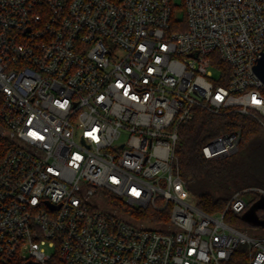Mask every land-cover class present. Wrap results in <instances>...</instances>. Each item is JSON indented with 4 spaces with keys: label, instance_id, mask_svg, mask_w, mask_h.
I'll return each mask as SVG.
<instances>
[{
    "label": "built area",
    "instance_id": "built-area-1",
    "mask_svg": "<svg viewBox=\"0 0 264 264\" xmlns=\"http://www.w3.org/2000/svg\"><path fill=\"white\" fill-rule=\"evenodd\" d=\"M183 9L0 0V264H229L238 249L264 264V226L225 218L264 187L206 212L176 154L197 107L264 126L254 71L264 0H183ZM240 141V130L226 131L203 153L224 158ZM144 212L166 214V227L128 219Z\"/></svg>",
    "mask_w": 264,
    "mask_h": 264
},
{
    "label": "trees",
    "instance_id": "trees-1",
    "mask_svg": "<svg viewBox=\"0 0 264 264\" xmlns=\"http://www.w3.org/2000/svg\"><path fill=\"white\" fill-rule=\"evenodd\" d=\"M237 130L241 131V141L236 153L219 159L204 155L203 146L211 138ZM176 154L178 167L195 203L206 212L224 211L230 197L238 190L264 187V126L252 115L235 109L214 113L197 107L194 117L179 127ZM247 210L240 213L227 210L225 218L244 229L263 226L244 217ZM144 213L147 214H139V217L152 223L167 219L166 214ZM257 215L264 220V208H258ZM229 264H248L245 250L238 249Z\"/></svg>",
    "mask_w": 264,
    "mask_h": 264
},
{
    "label": "water",
    "instance_id": "water-1",
    "mask_svg": "<svg viewBox=\"0 0 264 264\" xmlns=\"http://www.w3.org/2000/svg\"><path fill=\"white\" fill-rule=\"evenodd\" d=\"M254 71L256 75L264 82V52L258 58L256 64L254 65ZM258 208H264V196H261L248 208V210L244 214V217H246L256 225L264 226V220L258 218Z\"/></svg>",
    "mask_w": 264,
    "mask_h": 264
},
{
    "label": "rangeland",
    "instance_id": "rangeland-1",
    "mask_svg": "<svg viewBox=\"0 0 264 264\" xmlns=\"http://www.w3.org/2000/svg\"><path fill=\"white\" fill-rule=\"evenodd\" d=\"M175 3L177 4V10H176V14L180 17L184 16V9H183V0H175ZM218 75V74H217ZM252 195V194H250ZM254 197V195H252ZM252 196H249L250 198H252ZM130 221H138L140 223L146 224V225H151V226H156L159 228H165L166 226L163 224V222H149L148 220L143 219L141 216L139 218H137L136 220L133 218H128ZM49 251H52V249H50Z\"/></svg>",
    "mask_w": 264,
    "mask_h": 264
}]
</instances>
